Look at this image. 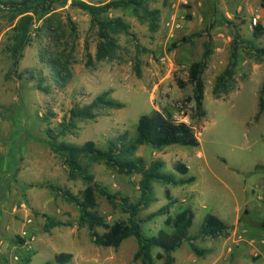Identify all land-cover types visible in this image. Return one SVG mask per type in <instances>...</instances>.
<instances>
[{"label": "rangeland", "instance_id": "374dc122", "mask_svg": "<svg viewBox=\"0 0 264 264\" xmlns=\"http://www.w3.org/2000/svg\"><path fill=\"white\" fill-rule=\"evenodd\" d=\"M261 1L150 0L148 8L160 11L154 31L144 14L113 9L103 16H121L130 23L131 34L119 33L117 52L97 60L98 35L90 15L69 0L65 6L57 5L46 23L48 29L42 27L43 21L32 25V41L16 67L10 48L22 15L8 8L0 10V264H45L59 252L73 254L67 264H141L134 260L138 249L134 236L118 248L95 244L88 224L79 220L78 206L48 185L79 195L85 189L84 180L69 177L64 157L48 145L47 131L59 132L73 106H84L106 90L124 106L104 107L95 119H77L74 131L60 135L58 141L83 144L94 140L107 148L122 134L134 138L139 117L153 109L169 111L173 117L187 116L200 140L198 146L143 144L135 156L143 157L147 166L160 160L163 171L196 180L182 185L153 181L156 200L141 209L138 217L145 218L169 203V189L177 200L170 207L171 215L186 207L194 210L190 235L198 234L207 213L216 214L229 226L226 234L194 241L202 254L183 242L172 252L174 264H264V113L256 118L264 57L254 49L264 46V36L254 38L252 23V17L259 14V22L263 19L264 23ZM185 36L189 39L182 41ZM208 42L212 53L202 75L206 115L200 116L194 85L188 81L189 67L202 58ZM234 46V81L228 93L217 97L213 93L216 77L229 63ZM50 55L69 63L72 75L64 87L57 84L43 60ZM43 76L49 93L37 88ZM83 162L109 191L137 201L141 174L120 173L102 160L83 158ZM176 162L185 163L189 172H177ZM97 202L108 222L129 220L120 202L112 203L98 191ZM45 213L65 224L47 229ZM166 218L159 215L144 222L145 233L171 230ZM96 229L105 231L101 226ZM17 236L25 242L16 243ZM160 252L155 248L154 254ZM27 258L30 261H24ZM164 261L159 258L155 264Z\"/></svg>", "mask_w": 264, "mask_h": 264}, {"label": "trees", "instance_id": "16d2710c", "mask_svg": "<svg viewBox=\"0 0 264 264\" xmlns=\"http://www.w3.org/2000/svg\"><path fill=\"white\" fill-rule=\"evenodd\" d=\"M150 0H110L107 2H87L85 0H71V5L79 7L90 15L91 26L96 28L98 42L96 45L95 58L103 60L112 57L120 48L117 35L119 33L131 34V25L121 16L107 18L103 15L113 9H129L136 16L144 14L149 19L150 29L156 30L157 20L160 11L148 8ZM69 0H0V10L8 8L15 15H22L18 24L14 27L16 31L13 35V45L10 52L13 57V63L16 67L23 50L32 41V25L39 21L42 27L47 28L46 23L51 16L56 13L57 5L65 6ZM264 8V0L261 1ZM232 24L231 20H226ZM254 38L264 36V25L258 22L253 27ZM48 29V28H47ZM236 37L238 32L236 31ZM189 37L185 36L182 41H187ZM247 43H249L247 41ZM257 56L264 57V46L255 47ZM212 53V47L208 42L205 52L200 60L194 61L189 67L188 81L194 85V99L196 109L200 116L206 115L204 109L205 82L203 73L207 66V61ZM89 61L92 54L89 53ZM60 87H64L71 78L72 72L68 61H62L59 56H43ZM237 66V47L234 46L231 59L225 69L216 77L213 87V93L219 97L220 93H228L232 87ZM35 76L31 75L33 79ZM46 78H39L37 88L45 93L50 92V86L44 84ZM182 86L185 85L180 81ZM111 91L106 90L96 96L90 103L84 106H73L61 122V130L55 132L48 128L47 140L50 148L64 157L68 168L69 177H80L87 184L81 195L74 194L68 189H64L55 184H48L50 188L62 194L67 200L76 204L80 210L79 220L81 223L88 224L91 240L101 246L118 248L122 242L130 236H134L138 241V249L134 254V260H140L141 264H155L156 259L163 258L164 264H174L175 258L172 252L178 250L183 242L191 244L193 250L198 254L202 251L197 248L194 241L201 236L215 237L226 234L229 226L216 214L207 213L199 229L198 234L192 236L189 229L193 225L195 213L191 207H186L174 215L170 214V207L177 200L173 197L171 191L166 189V196L169 203L163 205L158 210L150 213L145 218H139L141 209L149 207L156 200L153 188V181H160L164 184L182 185L192 183L196 180L195 176L187 178H177L175 173L163 171V162L153 161L149 166L141 156H135L138 148L143 144H149L155 148H161L171 144H181L198 146L200 140L196 135L194 128L185 122L177 121L169 111L153 109L150 113L139 117L136 129V136L129 138L127 134H122L112 141L107 148L97 146L94 140H88L83 144H76L68 141H58L60 135L72 132L77 127V119H95L99 115V110L104 107L121 108L124 104L110 97ZM264 113V82L259 92V111L256 118H260ZM83 158L93 161H105L114 169L124 174H141L139 181L140 196L136 202H131L128 196L121 192H111L106 186L95 180L93 173L89 172L88 166L83 162ZM264 168V167H263ZM174 169L182 175L189 172V167L183 162H176ZM97 191L104 195L110 202H120L129 212L128 221L108 222L97 209ZM159 215H167L165 223L171 228H161L155 234H146L143 223ZM46 227L60 226L65 224L61 220H55L48 214ZM264 227V221L262 222ZM101 226L105 229L100 233L96 227ZM24 238L17 236L16 243H24ZM155 248H160L162 252L154 254ZM73 254L70 252H59L55 255L53 261H47L45 264H67L71 261ZM24 261H30L29 258Z\"/></svg>", "mask_w": 264, "mask_h": 264}, {"label": "built area", "instance_id": "2783aa9c", "mask_svg": "<svg viewBox=\"0 0 264 264\" xmlns=\"http://www.w3.org/2000/svg\"><path fill=\"white\" fill-rule=\"evenodd\" d=\"M186 1V0H184ZM259 22V16L258 15H254L252 17V23L254 25H256L257 23ZM181 107V105H179ZM174 118L177 120V121H181V122H185L187 124H189V118L187 116H184V115H181V116H178V115H175Z\"/></svg>", "mask_w": 264, "mask_h": 264}, {"label": "crops", "instance_id": "0c3cea01", "mask_svg": "<svg viewBox=\"0 0 264 264\" xmlns=\"http://www.w3.org/2000/svg\"><path fill=\"white\" fill-rule=\"evenodd\" d=\"M237 2H241V0H237ZM259 16L261 17L260 14H259ZM261 23L264 25V23H263V19L261 20Z\"/></svg>", "mask_w": 264, "mask_h": 264}]
</instances>
